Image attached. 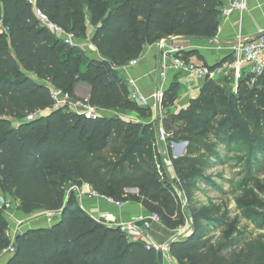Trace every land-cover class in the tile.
I'll use <instances>...</instances> for the list:
<instances>
[{
	"label": "trees",
	"instance_id": "1",
	"mask_svg": "<svg viewBox=\"0 0 264 264\" xmlns=\"http://www.w3.org/2000/svg\"><path fill=\"white\" fill-rule=\"evenodd\" d=\"M223 5L222 0H38L40 13L76 38L88 32L90 21L95 29L92 43L103 57L96 60L42 26L28 0H0V21L10 31L9 36L0 34V189L20 200L27 214L40 209L62 212L58 223L19 234L6 264H158L153 247L94 220L73 195L66 199L68 186L88 184L117 202H142L151 213L146 193L175 202L156 169L157 127L153 138L151 125L121 118L89 120L63 109L45 114L53 106L49 86L30 74L74 96L76 86L86 83L90 102L101 110H129L146 118L151 108L130 100L118 68L139 59L145 46L162 37L214 38ZM179 87L174 82L165 92L164 110L176 102ZM258 88L247 78L240 81L237 93L222 100L217 99L221 84L207 80L188 109L166 113L164 131L173 140L186 141L193 154L196 148L205 150V140L221 139L219 145L224 144V135L214 136L212 123L225 116L248 143L259 144L250 110L259 98ZM121 140L123 150L115 149L110 156L111 143ZM185 160L200 162L191 156ZM131 188L139 189L144 199L127 193ZM247 218L257 234L241 233L216 245L194 232L171 244V257L176 264H264V201L253 203ZM9 226L0 210V250L12 244Z\"/></svg>",
	"mask_w": 264,
	"mask_h": 264
},
{
	"label": "rangeland",
	"instance_id": "2",
	"mask_svg": "<svg viewBox=\"0 0 264 264\" xmlns=\"http://www.w3.org/2000/svg\"><path fill=\"white\" fill-rule=\"evenodd\" d=\"M77 39L90 43V33L86 32L83 38ZM75 49L82 53L80 48ZM216 82L222 87V94L217 99L224 100L231 93L238 92L233 81L226 84L222 78ZM256 85L259 87V98L250 110L256 117L259 144L248 143L233 124L232 118L225 116L212 123L214 136L220 139L224 135V144L219 145L221 139L220 142L205 140L202 142L205 150L196 148L193 154L189 153L191 146L184 144L186 141L173 140L165 130L168 147L166 143L157 144V155L164 154L166 160L172 162L173 167L170 166L163 181L173 191L176 201L172 203L158 194L144 195L145 198L148 196L146 202L152 207V212L161 218L160 224L152 232L158 233V243L187 238L194 232H199L205 239H212L216 245L241 233L257 234L247 213L253 203L264 201V76L258 79ZM107 116L114 115L108 113ZM142 125H151V137L157 136L155 123L146 120ZM122 144V140L111 143L108 154L114 156L115 149L123 150L120 148ZM187 156L200 162H187ZM126 191L144 199L139 189Z\"/></svg>",
	"mask_w": 264,
	"mask_h": 264
},
{
	"label": "crops",
	"instance_id": "3",
	"mask_svg": "<svg viewBox=\"0 0 264 264\" xmlns=\"http://www.w3.org/2000/svg\"><path fill=\"white\" fill-rule=\"evenodd\" d=\"M224 5H228L230 0H222ZM248 10L242 15L234 13L233 15L222 19L217 35L211 39H202L199 37H189L187 35L175 34L168 37H162L156 40L155 43L144 47L141 57L138 59L136 65H125L118 68L121 77L128 82L129 79L136 81L142 94L144 96H151L156 90H163L166 92L171 85L176 82L180 85L177 92V99L173 106L166 109L167 113L177 115L181 111L186 110L191 105L192 101L197 99L205 84L204 81L187 75L186 73H177L173 69H168L166 77L159 76L160 65L162 63L160 52L156 43L163 39H169L172 43L182 44L187 48V53L194 52L190 55V59L198 65H206L209 67H218L226 61L232 59L234 45L238 39L239 34L245 38L257 37L264 34V0H245ZM33 7L35 15L39 18V9L37 4ZM88 33H90V43L79 41V48L84 55L89 59L102 60L98 49L92 43V38L95 33L94 27L88 21ZM47 86L52 85L49 81L38 80ZM75 96L89 97L90 86L86 83H79L75 90ZM51 111L47 110V113ZM112 113V118H121L129 122L144 123L150 120L155 123L157 129L158 123L155 122L158 118L156 110H151V115L145 118L141 117L137 112L129 110H113L103 111L104 116ZM77 187V189H75ZM94 191L93 187L88 184H83L78 187L76 184H71L66 193V199L71 195L76 198L81 209L90 217L98 222H102L108 227L118 228L123 224L133 222L139 217H148L151 213L142 202L130 201L125 202L122 207L108 201L104 196H90V192ZM5 193V192H4ZM7 197L14 203V208L10 211L8 221L10 228L15 231L18 223H24L22 232L30 229L50 227L53 224L48 222L49 217H55L56 223L61 219V214L57 215V211H48L40 209L32 213H25L21 208V201L16 199L10 193H5ZM157 225V224H156ZM154 225L151 230H143V224L137 223L139 233L136 237L130 240L134 242H143L147 246H152L157 251L158 264H176L170 254V246L173 242L180 239L172 240L168 243H158V233L154 232ZM12 255L7 254L4 250H0V264H6Z\"/></svg>",
	"mask_w": 264,
	"mask_h": 264
},
{
	"label": "built area",
	"instance_id": "4",
	"mask_svg": "<svg viewBox=\"0 0 264 264\" xmlns=\"http://www.w3.org/2000/svg\"><path fill=\"white\" fill-rule=\"evenodd\" d=\"M28 1L32 6H35L38 2V0ZM247 10L248 6L245 0H230L228 5H223L222 7V19L229 17L234 13L242 15ZM38 19L40 20L42 26L59 37L68 47L73 49L79 48V40L72 32L58 24L53 23L50 18L41 13H39ZM0 34L8 36L10 34L9 28L3 21H0ZM156 46L162 59L159 72V76L161 78L166 77L167 70L171 68L177 73H186L187 75L198 78L204 82L207 80L228 78L231 79L238 88L240 81L244 79L250 78L251 84H254L258 82V79L264 76V34L252 38H245L243 35L239 34L234 45L232 59L226 61L218 67L196 64L190 59V57L186 56L188 51L184 45L172 43L169 39L159 41L156 43ZM137 63L138 59L128 63V65L132 66ZM127 87L131 101L141 107L156 110L158 113V118L155 121L159 125L158 137L157 141L154 142L153 147L155 152L156 169L161 177V180H164V178L168 175L170 166L173 167L172 162L170 160H166L164 154L157 155V144L161 145L162 143H166V148L168 147V141L166 139L167 135L163 128V119L167 113L163 108L165 92L163 90H156L151 96H144L136 81L133 79L128 80ZM49 90L53 104L52 109L49 111L63 109L89 120H94L104 116L103 110L93 105L90 102L89 97L74 96L53 85L49 86ZM75 189H77V187ZM90 196L100 195L95 191H91ZM107 199L109 202L118 207H122L124 204V202H117L109 197H107ZM14 206L15 205L10 198L7 197V195L0 189V210L4 212L7 218L10 216V211L14 208ZM56 214L60 215L61 212L57 211ZM47 220L50 224H54L56 222L55 217H49ZM160 222L161 218L157 213H150L148 217H139L133 222L123 224L118 228H120L122 232L131 239L136 237L140 231L137 223H142L143 230L149 231L154 225L160 224ZM23 226L24 223H18L15 231H12L9 226L7 235L12 244L9 248L4 249L5 253L10 255L15 253V238L19 234L23 233ZM151 247L152 246L148 245L149 249Z\"/></svg>",
	"mask_w": 264,
	"mask_h": 264
},
{
	"label": "water",
	"instance_id": "5",
	"mask_svg": "<svg viewBox=\"0 0 264 264\" xmlns=\"http://www.w3.org/2000/svg\"><path fill=\"white\" fill-rule=\"evenodd\" d=\"M200 38H202V39H209V38H205V37H200ZM184 144L186 145L187 142H184ZM61 216H62V212H61ZM16 238H17V237H16ZM16 238H15V240H16Z\"/></svg>",
	"mask_w": 264,
	"mask_h": 264
}]
</instances>
